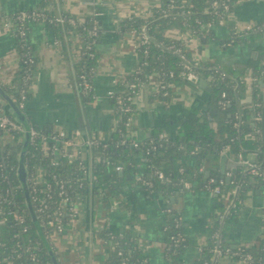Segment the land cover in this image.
Masks as SVG:
<instances>
[{
  "label": "crops",
  "instance_id": "1",
  "mask_svg": "<svg viewBox=\"0 0 264 264\" xmlns=\"http://www.w3.org/2000/svg\"><path fill=\"white\" fill-rule=\"evenodd\" d=\"M161 1L0 0V13L3 14L0 18V80L5 85L13 82L21 62L16 29L4 25L12 15L44 6L55 17L70 13L89 24L92 16L97 19L100 30L97 41L98 64L93 80L95 97L88 103L76 84V64L82 46L79 33L67 29L62 32L59 26L44 21L31 22L28 28V38L37 63L31 86L32 94L24 111L30 124L40 130L64 129L69 135L79 130L87 165L93 161L96 152L85 141L93 136L107 140L117 125L110 92L123 89L124 78L140 67L134 37L122 31L121 20L133 14L148 15L151 8ZM97 11L98 15L95 14ZM249 24L264 25V0L236 1L227 22L215 25V36L208 41L176 28L168 29L166 33L170 39L185 40L192 55L203 62H217L228 70L235 69L240 74L245 72L250 85L255 68L264 70V29L256 35L242 33L239 37L246 38L239 42L230 41V26L242 31ZM158 78V73H154L150 82L145 84L135 98L136 111L128 126V131L135 138L145 141L154 133L179 137L184 124L193 116L201 118V121L208 120L210 126L213 125L216 110H212L214 94L209 81H182L173 85L170 99L165 101L154 96L158 92ZM258 83L263 105L264 76L259 78ZM239 95L240 111L244 112L247 120L252 121V130L256 123L251 113L255 104L251 87H243ZM191 143L194 145L195 140H191ZM237 155L225 147L210 164L211 175L208 177H215L218 185H224L225 192L230 183L243 172ZM255 155L250 152L246 158L255 160ZM170 164L175 172L181 171V166L192 169L198 164L197 155L194 150L184 151L171 158ZM133 166L130 168L131 164L130 169L123 170V174L119 172L125 177L120 181L119 197L111 194L108 199H98L88 194L78 198L77 217L64 224V232L56 234L53 242L49 240L59 264H107L112 245L101 234L107 228L115 235L127 237L126 243L129 246H132L133 241L136 242L148 264H167L166 228L171 211L180 214L178 221L181 225L182 247L178 253L179 261L184 264H196L199 261L207 243L209 227L215 219L220 218L218 207L233 203L234 194L218 195L207 189V180L191 182L192 179L189 180V189L183 183L170 185L168 194L161 191L148 192L138 184L137 179L141 176L153 178V166L141 153L135 155ZM200 170L205 174L208 171L203 166ZM228 176L231 177L229 182L226 179ZM116 200L119 203L114 206ZM227 230L228 240L234 248L239 245L258 246L262 242L264 184H254L246 192L241 200L240 212ZM218 264L244 263L225 256Z\"/></svg>",
  "mask_w": 264,
  "mask_h": 264
},
{
  "label": "trees",
  "instance_id": "2",
  "mask_svg": "<svg viewBox=\"0 0 264 264\" xmlns=\"http://www.w3.org/2000/svg\"><path fill=\"white\" fill-rule=\"evenodd\" d=\"M215 1L219 3L216 9L213 5ZM236 1L238 0H162L160 4L151 8L148 15H132L123 18L121 20L122 31L132 33L138 43L136 52L140 67L124 78L122 84L125 89L123 93L116 94L127 96L128 90L131 89L129 84H135L134 88L140 90L141 81L147 82L153 73H158L160 81L166 87L158 90L154 96L161 97L165 101L170 99L171 84L177 85L185 81L183 74L188 71V68H186V62L183 61L180 55L174 52L172 47L174 41L167 36V30L176 28L180 32H189L193 36L208 41L215 36L214 26L227 22ZM224 4H227L228 7L226 8ZM33 10L42 11L45 13V18L39 17L30 20L26 27L27 34L25 37L20 35L18 29L15 30L21 55L20 68L15 73L11 84L5 85L0 80L1 85L16 104H27L32 94L31 86L37 63L32 44L28 38V28L31 22L44 21L59 26L62 32L63 29H67V31L75 30L81 36V56L76 64V84L85 101L90 102L95 97L93 80L97 71L99 55L97 50L99 24L93 23L94 16L89 20L91 23L89 24L86 20L83 21L70 13L62 16L66 21L61 23L58 21V17H55L44 6H39ZM31 11L27 10V12ZM17 15L18 13L11 17L14 22H16ZM1 17H3V14L0 13ZM70 19H73L74 22L69 21ZM209 23H212V26H209ZM94 25H96L97 30H94ZM145 26L149 40L142 42L138 37L145 32L143 29ZM230 29V41L236 43L246 38L239 37L242 33L256 35L264 29V25H257L255 30L249 32L238 31L233 26H230ZM186 52L188 59L193 60L192 53L189 50H186ZM144 63H147V66H144ZM202 66V68H196L195 71L200 80L209 81L213 87L212 110H216V113L213 115L214 123L212 126H210L208 120L201 121V118L193 116L184 124L179 137H161L162 134L154 133L145 141L138 140V146L136 147L131 143V140L137 139L129 135L126 125L128 118L136 111L135 103L126 100V107H129V110L124 112L119 109L116 95L111 96L115 105L117 125L111 137L106 140L107 147H92L94 152L102 151L104 159L92 162L90 176L87 172V165L82 167L78 161L69 163L62 160L59 165L53 162L52 155L47 154L50 150L44 147L42 138V135L53 134V128H50V130L41 129L42 134L33 142H30L25 158L28 177H31L37 169L43 168L47 178L52 183V198L49 199L51 206L53 208L58 207L60 201L65 198L64 195L59 194V191L65 190V195L69 197L68 208L70 203H75L79 197L88 194L94 195L99 188L108 190L113 196L119 197L121 195L120 181L125 177L119 174L120 171L115 170V166L122 164L124 170H126L132 164L130 168H133L137 153L143 154L151 167L153 166L155 170L162 171L170 179V181H165L156 174L153 178L141 176L140 179H137V182L148 192L161 191L168 194L171 189L170 185L183 184L184 181L190 179H192L191 182L194 180L205 182L209 177L207 178L205 172H202L200 168L203 166L205 169L211 170L212 160L225 147H228L229 151L235 155L241 153L244 157L248 153L254 152L256 154L254 161L261 164L264 169V141L261 135L258 134L256 138L247 136L248 133L253 131V129H250L252 121L247 120L240 130L233 127V123L236 121V113L240 111L241 97L239 94L243 87H251L255 103L261 102L258 81L259 78L264 76V70L256 66L258 68H255L254 76L249 85L245 72L240 74L241 72L237 73L235 69L228 70L221 67L217 62H202ZM82 76H86L92 84L89 92H83ZM223 93H226V96H223ZM224 102L228 103L224 105ZM255 123L259 128L260 122L255 121ZM31 126L36 128L32 124ZM9 133L4 137L3 132H0V198L2 200L0 210L4 213L8 211L24 213L28 229L25 230L24 225L15 221L1 223L3 217L0 213V258L3 260L2 264H32L33 255L38 264H53L52 258L30 216L25 192L17 175L19 154L23 146V135L16 130H10ZM10 138H12V142L8 140ZM124 139L125 142H123ZM191 140H195L194 145ZM188 150L195 151L198 164L192 169L181 166L182 170L175 172L170 164V159ZM213 173L216 175L214 171ZM54 177H57V180H65V182L62 184L57 183V180L53 179ZM145 181H148L149 184H145ZM30 183L29 187L32 193L33 186ZM254 184H264V180L241 172L230 183L226 192L224 185L221 186L223 194L236 190V194H234L235 201L232 204L228 202L223 207H218L222 217L211 223L207 243L202 249V257L196 264H218L219 260L225 256L243 261L244 264H264V239L258 246L239 245L235 248L228 240L227 227L238 216L241 209V200ZM41 194L45 196L44 193ZM169 214L170 218L166 228L168 240L166 249L167 264H184L178 259L179 249L182 247L181 225L178 221L180 214L177 211H171ZM70 220V214L63 216L64 224ZM40 222L43 225L45 235L50 237L51 230L45 222ZM101 234L107 240L110 238L114 240L107 264H148L136 242L133 241L132 246H129L126 243L127 237L115 235L108 228L104 229ZM216 246L221 250L219 255H216L214 251Z\"/></svg>",
  "mask_w": 264,
  "mask_h": 264
},
{
  "label": "built area",
  "instance_id": "3",
  "mask_svg": "<svg viewBox=\"0 0 264 264\" xmlns=\"http://www.w3.org/2000/svg\"><path fill=\"white\" fill-rule=\"evenodd\" d=\"M213 5L215 6L214 8L216 9L218 7L219 3H217V1H215L213 3ZM224 6L226 8L228 7L227 4H224ZM207 11H209V9H207ZM95 14L98 15L99 12L97 11ZM133 15H138V14H133ZM39 17L45 18V13H43L42 11H37V10H33L31 12L22 11V12L18 13V15L15 19L16 22H14V20L11 18V19L6 20L4 25L8 28L18 29V32L20 33V35L22 37H25L27 34L26 27H27L28 22L30 20H32L33 18H39ZM128 17H130V16H128ZM58 21H60L61 23H64L66 21V19L63 17H58ZM69 21L74 22L73 19H70ZM93 23L97 24L98 23L97 19H94ZM208 25L212 26V23H209ZM256 26L257 25H250L249 24L242 31L249 32V31L255 30ZM143 29L145 32H143L138 37V39L142 42H147L149 40V35L146 32V26ZM94 30H97L96 25H94ZM133 37H134V43H135L134 47H135V51H136L138 43L135 40L134 35H133ZM172 40L174 41L173 46H172L174 48V52L177 53L178 55H180V57L183 59V61L186 62V64H185L186 68H188V71L185 74H183L185 81H187L189 83H198L200 81V79L197 76L195 69L196 68H202L203 67L202 66L203 61H201L195 57L193 60L188 59L187 52H186V50H188V47H187L188 45H187L185 40H183V39H172ZM144 66H147V63H144ZM153 74L150 76V80H151ZM150 80L147 82L141 81L140 82V90L134 88L135 84H129L131 86V89H130L131 91L128 90L127 96H124L123 94H116V93H123L125 88L118 90V91H111L110 96L116 95L117 103L120 107L119 109L121 111L125 112V111L129 110V107H126V100L133 101L135 103L136 96L140 93V91L143 89L145 84H148L150 82ZM82 85L84 86L83 92H89L92 88V84H91L90 80L87 79L86 76H82ZM172 86H173V84H171V87ZM165 87L166 86L164 84H162V82L159 79L158 84H157L158 90L165 88ZM131 94H133V95H131ZM223 96H226V93H223ZM227 103L228 102H224V105H226ZM19 107L22 110H25L26 104L21 103L19 105ZM261 107H262V104L260 102V103H255L253 105L252 109L250 108L253 119L256 122H260V120H261V117H262ZM131 117H129L128 120L126 121L127 128L130 125ZM247 119L248 118L245 116L243 111L237 112L236 116H235L236 121H234L233 127L240 130L242 125L247 121ZM10 130H16V131H20L22 133L24 131V128L14 116L7 113L4 101L0 97V132H3V135L5 137L6 135L10 134L9 133ZM53 131H54L53 134L42 135L44 147L47 150H50L49 153H47V154L52 155L51 159H53V162L56 165H59L60 162H62V160L67 161L69 163H73V162L78 161L82 165V167H84V165H87L85 162L84 153H83V147L82 146H83L84 142L82 141L81 132L78 130L73 135H69L64 129H53ZM261 133H262L261 126L259 128L257 126H254L252 133L251 132L248 133L247 136H252V137L256 138L257 135L258 134L261 135ZM41 134H42V132L40 129L32 127L31 128V141L30 142H33ZM129 135L131 137L135 138L130 132H129ZM165 136H168V135H164V134L161 135V137H165ZM11 139L12 138H10L9 141H11ZM135 139H137V138H135ZM123 142H125V139L123 140ZM50 143H51V145H50ZM85 143L88 146H90L91 148L92 147H95V148L107 147L106 140L98 138V137H94V136L87 139L85 141ZM131 143L137 147L138 146V139L137 140H131ZM237 156H238L237 158H238L239 162L243 166V173L244 174H248L252 177H260V178H262V180H264V169H263L261 164L255 162L254 160H251V159L244 157L241 153H239ZM101 159L102 160L104 159L102 151H96V156L93 159V161H99ZM92 162L90 163V165H87V172L89 173V176L91 175L90 171H91ZM108 164H110V162H108ZM115 170L123 171L124 165L117 164L115 166ZM154 173L159 178H161L165 181H170V179L167 176H165L162 171L154 169ZM53 179L57 180L58 178L54 177ZM28 181L31 182L30 184H32V186H33V191L31 193V197H32V202H33L34 206H36V207H34L35 211L37 212L39 220L45 222L47 227L51 230V235H50V237L48 236V238L51 242H53L54 236H56V234L64 232V230H65V225L63 223V216L70 214L71 215L70 221H72L74 218L77 217L78 210L76 207V202L70 203V207L67 208V205H69V203H68L69 197L65 195L66 194L65 190H61V191H59V194L64 195L65 198H63L60 201L58 207L53 208L51 206V202L49 201V199L52 198V194H51L52 183L47 178L46 172L43 168L37 169L36 172L31 177H28ZM56 182L62 184L65 182V180H57ZM183 183L185 184L187 189L191 188V183L189 181H184ZM217 183H218L217 179L215 177H212V178L207 179L205 185H206L207 189L211 190L213 193L220 195L223 192H222L221 186L218 185ZM145 184H149V182L145 181ZM41 193H44L45 196H42ZM228 194H236V190H234L233 192H229ZM93 196H95V198H98V199H105V198L108 199L111 197V194L109 193L108 190H104V189L99 188L97 193H95ZM0 202H2L1 198H0ZM118 203L119 202L116 200L114 202V206H116ZM229 203H231V202H229ZM0 213L2 214V217H3L2 220L6 221V222H14V221L18 222V223L24 225L25 230L28 229V226L26 224L27 219H26V215L24 213H20L17 211H8V212L4 213L2 210H0ZM219 216L222 217L221 214H219ZM106 241H108L111 245H114V240L112 238H110ZM214 251H215L216 255L221 254V250L219 249L218 246L215 247ZM220 260H219V262H220ZM2 261L3 260L0 258V264H2ZM240 262H243V261H240ZM32 264H38L34 255H33V263Z\"/></svg>",
  "mask_w": 264,
  "mask_h": 264
},
{
  "label": "water",
  "instance_id": "4",
  "mask_svg": "<svg viewBox=\"0 0 264 264\" xmlns=\"http://www.w3.org/2000/svg\"><path fill=\"white\" fill-rule=\"evenodd\" d=\"M264 86V83H263ZM0 97L5 102V108L7 113L14 116L19 123L23 126L24 131L22 132L23 135V146L19 154V166L17 169V175L18 178L21 181V187L23 191L25 192L26 200H27V206L30 212V216L35 223L38 233L40 235V238L42 242L45 244V247L48 250V253L50 254L52 258L53 264H59L55 249L53 248L51 242L49 241L48 237L45 235L43 231V225L39 220V217L37 215V212L35 211L32 197H31V191L29 187V181H28V171L27 166L25 163V158L29 149L30 141H31V124L28 120L27 114L24 110H22L18 104L13 100V98L7 93V91L4 89V87L0 83ZM248 100H252V98H248ZM263 105L261 107V138L264 141V97L262 99ZM121 174H123V171H120ZM211 175L210 170L206 171V176L208 177ZM227 181L229 182L231 177H226ZM1 223H6V221L2 220Z\"/></svg>",
  "mask_w": 264,
  "mask_h": 264
},
{
  "label": "rangeland",
  "instance_id": "5",
  "mask_svg": "<svg viewBox=\"0 0 264 264\" xmlns=\"http://www.w3.org/2000/svg\"><path fill=\"white\" fill-rule=\"evenodd\" d=\"M56 238H57V237H56ZM56 238H55V240H57Z\"/></svg>",
  "mask_w": 264,
  "mask_h": 264
}]
</instances>
